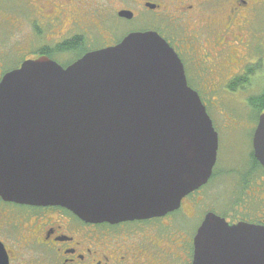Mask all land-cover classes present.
I'll return each mask as SVG.
<instances>
[{"label":"water","instance_id":"1","mask_svg":"<svg viewBox=\"0 0 264 264\" xmlns=\"http://www.w3.org/2000/svg\"><path fill=\"white\" fill-rule=\"evenodd\" d=\"M119 18L132 19L120 11ZM218 134L183 65L153 31L0 80V198L93 224L163 217L206 185ZM264 169V113L252 139ZM192 264H264V227L205 216Z\"/></svg>","mask_w":264,"mask_h":264},{"label":"flooded vegetation","instance_id":"2","mask_svg":"<svg viewBox=\"0 0 264 264\" xmlns=\"http://www.w3.org/2000/svg\"><path fill=\"white\" fill-rule=\"evenodd\" d=\"M129 1L136 4L138 15L144 11L155 16L158 22L138 32H156L175 52L187 85L208 114L209 107L220 106L219 92L247 88L254 84L249 76L264 74V0ZM107 2L113 6L118 0ZM105 3L18 0L17 60L7 72L40 56L67 67L87 53L119 43L125 36L114 41V26L110 33L104 31ZM114 11L122 20L126 19L118 17L120 11L131 12V20L136 16L125 7ZM114 11L108 8L105 15L114 17ZM6 68L0 65V80ZM258 119L249 138L246 167L231 178L232 186L218 184L216 161L207 184L163 217L93 224L61 207L20 205L0 198V264H192L194 237L207 214L230 225L264 227V169L251 162Z\"/></svg>","mask_w":264,"mask_h":264},{"label":"rangeland","instance_id":"3","mask_svg":"<svg viewBox=\"0 0 264 264\" xmlns=\"http://www.w3.org/2000/svg\"><path fill=\"white\" fill-rule=\"evenodd\" d=\"M103 6V26L104 31L111 32V27H115L112 37L114 41L119 40L129 32H138L148 29L150 24L156 22L153 14L142 12L137 14L138 9L132 2L128 0H118L113 6L108 4L107 0ZM139 2V0H137ZM18 0H0V64L11 69L17 57L14 51L17 49L19 33L14 30L15 20L18 11ZM119 7H125L135 13V18L131 21L118 19L114 10ZM89 9L92 7L89 5ZM110 8L114 11V17L111 13L106 16V10ZM108 33L103 32L108 38ZM16 39V41H15ZM41 43V42H39ZM1 50L3 52H1ZM60 61H64L62 58ZM249 75H247L248 77ZM247 77L245 81L249 82ZM252 86L234 91L230 94L227 92H219L220 106L218 108H208L209 115L213 121V125L219 137V149L217 154V178L222 188L232 186L231 178L245 167L248 158V144L253 124L256 120L250 105V100L259 96L264 90V74L249 76ZM229 185V186H228Z\"/></svg>","mask_w":264,"mask_h":264},{"label":"trees","instance_id":"4","mask_svg":"<svg viewBox=\"0 0 264 264\" xmlns=\"http://www.w3.org/2000/svg\"><path fill=\"white\" fill-rule=\"evenodd\" d=\"M250 105L256 119L260 114L264 113V90L259 96L250 100ZM251 162L255 163L257 168H261L260 164L255 159L252 158Z\"/></svg>","mask_w":264,"mask_h":264}]
</instances>
